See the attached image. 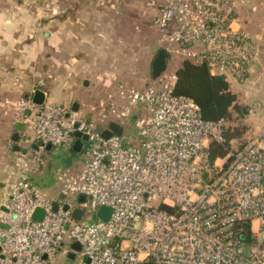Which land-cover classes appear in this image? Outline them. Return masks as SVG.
I'll return each mask as SVG.
<instances>
[{"label":"built area","instance_id":"2783aa9c","mask_svg":"<svg viewBox=\"0 0 264 264\" xmlns=\"http://www.w3.org/2000/svg\"><path fill=\"white\" fill-rule=\"evenodd\" d=\"M241 1L148 0L143 14L170 57L244 81L261 49L239 23ZM157 80L144 88L121 81L124 102L110 95L85 113L18 98L16 121L29 124L35 139L16 155V176L0 199V264H50L74 241L84 264H264V126L211 159L210 142L225 140V120L205 118L192 96L175 92V68ZM110 121L123 131L133 122L138 140L123 131L103 136ZM76 131L88 133L83 166L57 167L58 194L43 191L33 173L47 166L48 145L71 147ZM103 205L109 217L94 219Z\"/></svg>","mask_w":264,"mask_h":264},{"label":"crops","instance_id":"0c3cea01","mask_svg":"<svg viewBox=\"0 0 264 264\" xmlns=\"http://www.w3.org/2000/svg\"><path fill=\"white\" fill-rule=\"evenodd\" d=\"M136 1L146 6L148 0H0V199L7 195L8 182L16 176V155L24 149L31 151L35 139L29 124L16 121L18 98L32 97L35 89L41 88L46 92V102L72 108L77 103V110L83 111V95L78 89L91 85L92 73L109 67L110 61L102 65L98 59L112 56L118 30L115 16ZM238 20L245 28V22ZM247 29L261 49L260 60L249 65L244 81L225 77L241 103L250 107L262 103L245 118L251 129L258 130L264 126V41ZM180 60L183 58H177V67ZM120 100L124 102V98ZM18 130V140L14 141ZM59 148L49 150L56 156ZM69 148L74 151L73 145ZM83 163L72 167L79 169ZM33 180L45 191V163L34 171Z\"/></svg>","mask_w":264,"mask_h":264},{"label":"rangeland","instance_id":"374dc122","mask_svg":"<svg viewBox=\"0 0 264 264\" xmlns=\"http://www.w3.org/2000/svg\"><path fill=\"white\" fill-rule=\"evenodd\" d=\"M144 6L145 2L136 1L133 7L127 10L121 9L117 13L118 17L115 16V22H118V30H115L112 56L98 59L102 65H105L106 61L108 63L110 61L109 67L104 66L98 72L92 73L90 75L91 85L82 86L78 89L83 95L84 113L90 111L89 104H97L100 100L110 99V95L114 99L116 98L117 102H123L120 100L121 96L118 92V85L121 81H126L129 85L137 88L155 84L156 81L158 83L157 77L154 78L152 75V62L163 45L159 42V31L151 25L147 16L143 14ZM236 13L241 22H245L243 26L252 29L251 33L263 37L262 40L264 41V0H242ZM176 61L177 58L168 56L164 71L169 72L176 68ZM129 133L138 140L133 122L131 126L124 129V138H127ZM243 140V137L235 139L233 143L239 145ZM50 149L54 151V146ZM58 152L56 156L51 151L48 153V164L45 166V190L55 195L58 194L59 187L55 182L56 168L72 167L85 159V151L68 150L67 146L60 147ZM93 216L94 219H97L99 217L98 211L94 212ZM52 259L55 260L52 261ZM52 259L50 264H84V259L80 255L76 254L74 258H70L68 253L63 251H59Z\"/></svg>","mask_w":264,"mask_h":264},{"label":"trees","instance_id":"16d2710c","mask_svg":"<svg viewBox=\"0 0 264 264\" xmlns=\"http://www.w3.org/2000/svg\"><path fill=\"white\" fill-rule=\"evenodd\" d=\"M175 73V92L192 96L199 103L205 118L225 120V140L210 142L211 159L225 155L234 147L235 139L243 137L240 143L243 144L254 131L245 121L250 105L239 101L225 75L212 73L206 62H196L190 58H183Z\"/></svg>","mask_w":264,"mask_h":264},{"label":"water","instance_id":"95a60500","mask_svg":"<svg viewBox=\"0 0 264 264\" xmlns=\"http://www.w3.org/2000/svg\"><path fill=\"white\" fill-rule=\"evenodd\" d=\"M169 56L168 51L164 48L161 47L157 54L155 55L153 62H152V75L154 78L158 77L164 70L167 64V58ZM85 83H88V80L86 79ZM26 96L30 97L29 94H27ZM32 99L37 103V104H43L46 102L47 99V95L45 90L41 89V88H37L35 89L33 95H32ZM73 109H77V103H74L73 105ZM19 129H21V124L19 125ZM123 131V126L115 121H110L108 124V127L103 129L102 134L105 137H109L113 132L121 134ZM76 135V139L73 143V149L75 151H82L83 148V143L85 140L88 139V133L86 132H82V131H76L75 132ZM18 136H19V130L15 132V134L13 135V140L17 141L18 140ZM48 147L50 148L51 145H48ZM17 149H19L20 147L17 146ZM24 151H26L24 149ZM85 197L84 195L80 196V199L83 200ZM58 206L57 202H54V208L56 209ZM67 207V205H65ZM2 208H5L4 206H1ZM83 213V209L80 207H77L73 210V216L75 218H81ZM111 213V208L109 206L103 205L99 208L98 210V215L102 216L103 218H108L109 215ZM43 214V209L38 207L34 214L33 217L36 219H39ZM71 247L72 250L68 253V256L70 258H74L76 256V250H80L81 248V244L79 241H74L71 243ZM89 261V259H88Z\"/></svg>","mask_w":264,"mask_h":264}]
</instances>
